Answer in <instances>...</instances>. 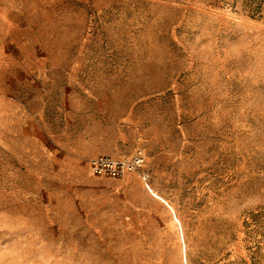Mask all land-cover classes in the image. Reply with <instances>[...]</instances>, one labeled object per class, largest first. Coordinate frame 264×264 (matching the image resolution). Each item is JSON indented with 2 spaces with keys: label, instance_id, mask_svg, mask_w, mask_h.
<instances>
[{
  "label": "rangeland",
  "instance_id": "374dc122",
  "mask_svg": "<svg viewBox=\"0 0 264 264\" xmlns=\"http://www.w3.org/2000/svg\"><path fill=\"white\" fill-rule=\"evenodd\" d=\"M0 264H264V0H0Z\"/></svg>",
  "mask_w": 264,
  "mask_h": 264
},
{
  "label": "built area",
  "instance_id": "2783aa9c",
  "mask_svg": "<svg viewBox=\"0 0 264 264\" xmlns=\"http://www.w3.org/2000/svg\"><path fill=\"white\" fill-rule=\"evenodd\" d=\"M142 165L143 159L140 156L122 162L113 161L107 157H99L89 162V168L93 175H103L113 179L138 171Z\"/></svg>",
  "mask_w": 264,
  "mask_h": 264
}]
</instances>
